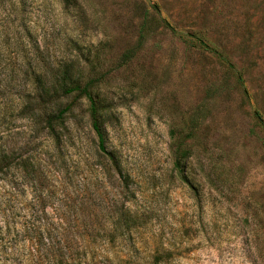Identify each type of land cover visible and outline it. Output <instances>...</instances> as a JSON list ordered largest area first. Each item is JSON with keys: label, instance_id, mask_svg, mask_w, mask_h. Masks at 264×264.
<instances>
[{"label": "rangeland", "instance_id": "obj_1", "mask_svg": "<svg viewBox=\"0 0 264 264\" xmlns=\"http://www.w3.org/2000/svg\"><path fill=\"white\" fill-rule=\"evenodd\" d=\"M37 50L101 78L112 160L86 100L58 144L21 113L16 73ZM195 118L184 182L169 130ZM0 146L35 167L1 181L0 264H28L27 228L97 264H264V0H0ZM120 212L136 220L121 236Z\"/></svg>", "mask_w": 264, "mask_h": 264}, {"label": "trees", "instance_id": "obj_2", "mask_svg": "<svg viewBox=\"0 0 264 264\" xmlns=\"http://www.w3.org/2000/svg\"><path fill=\"white\" fill-rule=\"evenodd\" d=\"M155 21L157 20L148 15L145 16L140 25L139 44L153 30ZM200 44L203 45L201 42ZM134 53V49L123 53L121 64L130 61ZM33 59L36 60L37 65L30 67ZM41 59L38 50L35 52L34 58L28 54L22 55L21 63L26 67L16 73L22 83L20 90H17V95L21 101V113L26 115L30 122L40 123L46 131V135L58 144L61 141L60 132L68 131L66 123L73 116L75 106L80 100H86L89 123L97 138L98 150L112 160V156L105 149L103 132L105 109L98 100V82L101 78L95 77L93 71L90 76L84 79L82 74L76 71L73 64L68 61L51 65ZM198 126L195 118L187 120L181 129L171 128L169 130V151L172 167L184 182H188L185 168L192 156L188 142L197 138ZM34 168L31 158L23 159L20 157L18 160L14 150L5 154L0 146V195L3 196L1 181L8 172L12 173L17 169H23L32 180ZM127 215V213L120 212V222L118 221L122 229L120 236L123 235V230H128L129 227H133L134 222L136 223V220L126 218ZM112 233V231L108 232L106 238L111 239L114 236ZM23 234L27 240H34L33 244L23 254L25 263L97 264L94 260V256H97L94 252L95 249L94 251L90 250L91 256H88L86 249L73 243L71 236H66L65 243L61 245L60 240L52 241V234L48 233L43 237L41 231L35 228H27ZM89 237L95 242V234L91 233Z\"/></svg>", "mask_w": 264, "mask_h": 264}]
</instances>
